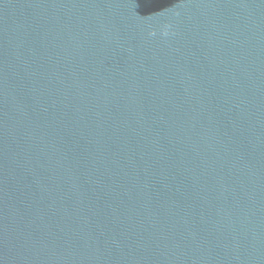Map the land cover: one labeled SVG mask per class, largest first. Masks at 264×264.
<instances>
[{
    "label": "water",
    "instance_id": "1",
    "mask_svg": "<svg viewBox=\"0 0 264 264\" xmlns=\"http://www.w3.org/2000/svg\"><path fill=\"white\" fill-rule=\"evenodd\" d=\"M0 264H264V0H0Z\"/></svg>",
    "mask_w": 264,
    "mask_h": 264
}]
</instances>
